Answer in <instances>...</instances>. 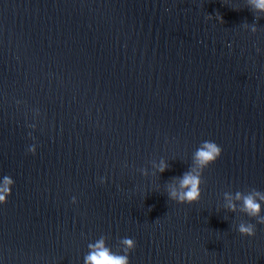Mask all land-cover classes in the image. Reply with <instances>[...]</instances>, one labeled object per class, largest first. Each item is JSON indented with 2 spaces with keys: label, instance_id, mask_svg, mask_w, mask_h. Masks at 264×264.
Instances as JSON below:
<instances>
[{
  "label": "water",
  "instance_id": "95a60500",
  "mask_svg": "<svg viewBox=\"0 0 264 264\" xmlns=\"http://www.w3.org/2000/svg\"><path fill=\"white\" fill-rule=\"evenodd\" d=\"M205 140L223 155L200 201L180 204L169 192ZM5 175L3 264H83L102 235L116 251L134 239L131 264H264V224L227 206L264 192V12L251 0H0ZM249 223L255 236L239 232Z\"/></svg>",
  "mask_w": 264,
  "mask_h": 264
},
{
  "label": "clouds",
  "instance_id": "9594fccd",
  "mask_svg": "<svg viewBox=\"0 0 264 264\" xmlns=\"http://www.w3.org/2000/svg\"><path fill=\"white\" fill-rule=\"evenodd\" d=\"M255 9L264 12V0H251ZM222 21V17H220ZM255 30V28H254ZM39 111V109H38ZM35 128L36 125H30ZM32 154H36L37 146L30 148ZM223 155V148L220 144L212 140L203 141L194 154V163L191 170L185 172L179 179V188L173 187L169 196L177 200L180 204H193L202 198L203 195V170L208 169L216 163ZM170 165L167 161H162L159 167L161 173L166 172ZM101 183H107V178L103 177ZM16 180L11 175H5L0 183V205H5L9 197L13 195ZM240 202V210L254 217L260 224H264V192L256 190L251 193L236 192L235 198L229 196L228 207L235 211ZM75 202V201H74ZM239 232L244 236L256 235V224H241ZM123 246L121 251H116L109 245L106 236H100L88 244L89 251L84 256L83 264H131V254L136 248V241L130 237L121 239ZM0 264L3 261L0 260Z\"/></svg>",
  "mask_w": 264,
  "mask_h": 264
}]
</instances>
